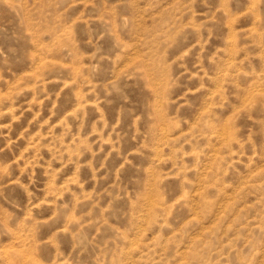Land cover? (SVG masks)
Instances as JSON below:
<instances>
[{
  "label": "rangeland",
  "instance_id": "374dc122",
  "mask_svg": "<svg viewBox=\"0 0 264 264\" xmlns=\"http://www.w3.org/2000/svg\"><path fill=\"white\" fill-rule=\"evenodd\" d=\"M0 264H264V0H0Z\"/></svg>",
  "mask_w": 264,
  "mask_h": 264
}]
</instances>
